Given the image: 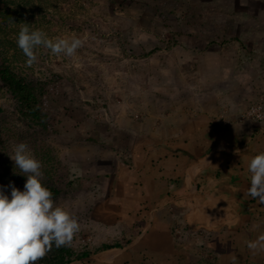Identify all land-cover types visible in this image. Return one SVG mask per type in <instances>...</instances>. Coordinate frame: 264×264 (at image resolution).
<instances>
[{
  "label": "rangeland",
  "instance_id": "1",
  "mask_svg": "<svg viewBox=\"0 0 264 264\" xmlns=\"http://www.w3.org/2000/svg\"><path fill=\"white\" fill-rule=\"evenodd\" d=\"M42 7L27 10L22 21L12 24L14 30L27 22L30 30H42L50 39L83 41L71 57L39 47L37 61L29 66L26 58L24 63L35 76L59 75L43 99L50 115L60 114L46 141L54 151L56 175L72 182L54 201L80 223L74 244H120L126 238L121 229L140 227L130 215L144 198L141 180L136 186L140 199L128 200L131 205L118 197L120 185L114 182L124 169L153 179L148 166L157 160L137 158L140 147H153V142L143 143L149 134L164 147L168 124L174 121L183 133L190 132L191 119L222 126L258 121L244 112L264 104V90L240 109H232L230 95L255 84L253 73L264 70V0H44ZM31 14L37 22L26 20ZM153 47L156 51L144 56ZM0 103L6 104L1 91ZM84 119L91 130L88 138L77 128ZM18 143L3 144V156L13 164L9 155ZM0 186L11 193L10 187ZM110 204H118L109 207L116 219L104 220L100 210ZM151 231L145 241L158 251L181 249L169 238L157 245L153 225ZM179 256L181 264H190L187 251L181 249Z\"/></svg>",
  "mask_w": 264,
  "mask_h": 264
},
{
  "label": "crops",
  "instance_id": "2",
  "mask_svg": "<svg viewBox=\"0 0 264 264\" xmlns=\"http://www.w3.org/2000/svg\"><path fill=\"white\" fill-rule=\"evenodd\" d=\"M253 76H257L255 84L230 95L234 97L232 109H240L264 90V70ZM188 127L190 132L183 133L175 121L168 124L170 134L164 147L154 144V133L143 140L153 142L149 144L153 147H140L137 158L141 162L148 157L157 160L155 166L147 165L154 173L151 181H145L141 172L139 178L138 171L124 169L114 182L128 201L139 198L136 186L141 180L140 197L152 206L139 208V202L131 208L130 217L139 223V232L127 226L121 231L133 239L121 248L103 249L69 264H150L151 260L153 264H181V249L188 252L190 264H264V250L253 251L247 246L248 241L264 234V203L247 194L249 163L264 152V121H234L222 126L191 119ZM127 203L131 205V201ZM136 208L141 209L137 216ZM152 225L158 229L157 245L167 244L169 238L181 249L173 254L170 246L158 251L148 244L146 234Z\"/></svg>",
  "mask_w": 264,
  "mask_h": 264
},
{
  "label": "trees",
  "instance_id": "3",
  "mask_svg": "<svg viewBox=\"0 0 264 264\" xmlns=\"http://www.w3.org/2000/svg\"><path fill=\"white\" fill-rule=\"evenodd\" d=\"M43 4L44 0H0V91L6 101V104L0 103V183L6 186L14 184L21 191L24 190L26 176L19 173V169L16 168L15 164L5 158L2 153L3 144L8 140L23 142L32 149L35 157L41 162L42 183L50 189L55 200L64 190V187L72 182L70 179H66V181L56 175L57 163L54 160V151L46 141L48 133L52 132L55 124L59 122L58 116L60 114L50 115L48 109L44 106L43 99L46 94L53 92L59 75H52V78H55L54 80L52 78L38 77L33 75L32 72L26 71V65H24L26 57L21 49L18 50V47H16L19 29L14 30L12 26L15 22L24 19L23 14L27 10H31V13L42 11L44 9L42 7ZM184 6V9H186L187 3ZM26 20L37 22V17L31 14L26 17ZM26 24L28 23L26 22ZM10 32H16L14 39L8 37ZM9 51L11 53H8ZM155 51L156 48L153 47L144 56L153 54ZM85 125L84 119L77 128L80 131H84V136L88 138L91 130L87 129L88 127L86 128ZM7 195L10 197L11 193ZM125 196L118 197L124 198ZM145 202L146 200L140 202L137 207L143 209L152 208L151 205ZM117 206L118 204H110L108 207H104L103 211L100 210V215L104 220L116 219L114 214H112V210L110 209L109 211V207L116 208ZM139 208L134 209L136 216L141 210ZM159 212V210L156 211V214ZM171 227L172 224L170 222L168 225L169 231L172 230L173 227ZM154 228L157 227L154 226ZM138 232L139 230L136 229L135 233ZM151 232L150 228L146 235ZM75 236L70 246L60 248L53 246L52 250L43 259L39 260L37 264H69L74 260L88 257L103 249L121 248L133 239L132 236L126 237L123 241H120V244L118 242L99 243L96 245L88 243L74 244ZM152 262L153 260L150 261V264H153Z\"/></svg>",
  "mask_w": 264,
  "mask_h": 264
},
{
  "label": "clouds",
  "instance_id": "4",
  "mask_svg": "<svg viewBox=\"0 0 264 264\" xmlns=\"http://www.w3.org/2000/svg\"><path fill=\"white\" fill-rule=\"evenodd\" d=\"M16 43L29 66L37 61L39 47L49 49L53 55L71 57L83 45L82 39L75 36L50 39L42 30H30L28 24L20 28ZM9 156L19 173L26 176V182L23 191L8 185L10 197L0 186V264H37L53 246H70L80 223L54 201L52 192L42 183L41 162L27 144H16ZM248 170L251 179L247 194L264 203V152L251 159ZM247 246L253 251L264 250V234L248 241Z\"/></svg>",
  "mask_w": 264,
  "mask_h": 264
},
{
  "label": "built area",
  "instance_id": "5",
  "mask_svg": "<svg viewBox=\"0 0 264 264\" xmlns=\"http://www.w3.org/2000/svg\"><path fill=\"white\" fill-rule=\"evenodd\" d=\"M244 116L248 119L264 121V104H255L247 107Z\"/></svg>",
  "mask_w": 264,
  "mask_h": 264
}]
</instances>
